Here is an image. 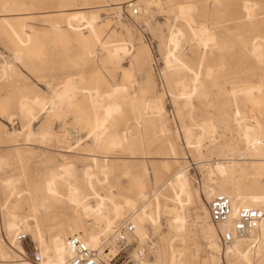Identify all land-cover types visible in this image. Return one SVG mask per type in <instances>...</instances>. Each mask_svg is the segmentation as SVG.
<instances>
[{
  "label": "rangeland",
  "instance_id": "374dc122",
  "mask_svg": "<svg viewBox=\"0 0 264 264\" xmlns=\"http://www.w3.org/2000/svg\"><path fill=\"white\" fill-rule=\"evenodd\" d=\"M76 12L95 14L93 32L85 19L69 27ZM206 30L205 43L198 34ZM68 85L72 96L55 98ZM37 95L42 104L33 103ZM217 162L228 166L229 185L253 179L252 192L264 194V0H0V247L7 253L0 264H39L30 250L41 251L40 235L50 241L90 230L116 249L119 264H170L172 247L182 251L181 264H264V248L251 252L241 240L245 261L209 218L217 244L210 246L201 207L217 194H209ZM67 164L72 177L59 176ZM179 171L192 195L183 230L172 231L171 215H161L122 252L116 229L127 220L135 226L140 205L154 208L155 192L162 202L171 196ZM54 176L51 195L45 183ZM69 188L97 192L103 214L74 205ZM127 197L136 204L115 217L112 208ZM13 216L19 229L9 231Z\"/></svg>",
  "mask_w": 264,
  "mask_h": 264
},
{
  "label": "bare ground",
  "instance_id": "6f19581e",
  "mask_svg": "<svg viewBox=\"0 0 264 264\" xmlns=\"http://www.w3.org/2000/svg\"><path fill=\"white\" fill-rule=\"evenodd\" d=\"M90 14H92V13H90ZM93 15H95V14H93ZM93 15L92 16H88L86 13L76 12V13H73L71 15H68V17L66 19H67V23H68L69 27H73V25H75L72 22L73 20H79V19L80 20H82V19L84 20L85 19L86 20V23L90 26V29L93 32L94 31V28H95L94 25H93L94 20H95V17ZM83 27H84V25H83ZM199 30H201V29L199 28ZM198 36L200 37L198 39H201L205 43L208 40L211 39L210 35L207 33V30L206 31H202L201 33L198 34ZM256 47H258V46L257 45H254V48H256ZM125 48H126V46H122L119 49L125 51ZM15 60H17V59H15ZM68 87L70 88L71 85H68L66 87V90H64V91L62 90L61 92L59 91V93L55 94L54 95V96H56L55 98H59V99L64 100V98L66 99V98H69L70 96H72V95L68 94V90H67ZM72 89H70V90L72 91ZM62 97H64V98H62ZM33 103H40V104H42L43 103V99L40 96L37 95V96L34 97V102ZM22 105L25 107V109L27 107L28 108V111L30 113L33 111L31 109L32 107L30 106V104L28 102H23ZM153 106H156V112L157 113H160L161 112L162 107L160 105L157 106L155 104ZM246 128H248V126ZM251 129L250 130H246V134L249 133L248 131H251ZM206 130H207V128H206ZM27 135L29 136V134H27ZM114 137H115L114 140H117V141L119 140V137H116V136H114ZM256 141H259V140H256ZM118 146H120V145H118ZM95 164H96L95 166H97L96 161H95ZM67 165H69V164H67ZM67 165H66V167H64V166L62 167L63 172H61L59 174V176H62L63 177L65 175H70L71 174L70 170L72 168H71L70 165H72V164H70L69 165L70 167L68 166V168H67ZM69 168H71V169L69 170ZM88 168H90V167H87V169ZM104 168L102 166H100V169L102 171H104L106 169V168L105 169ZM242 169H243V167H242ZM89 170H87V171H88V174H89V177H90L93 171L92 172H89ZM211 173L212 174L213 173H216L220 177L217 179L218 181H217V184H216L217 185L216 186V190H213L212 189L209 192L210 195H212L214 193H223V194H226V195H228V196H230L232 198L233 204L235 206H237V204H236V201L233 199L234 196H237V198L240 200L238 202L239 205H246V206H251V207H256V208H262L264 206V194L263 193H258V192H255V191L252 192V190H254V188H255L254 185H253V182H254L253 179H249L247 181L238 180L239 181V186L229 185L228 183L231 181V179L228 178L229 177V168H228V166L226 164L220 163V162H217L213 167L209 168V174L211 175ZM56 177L55 176L52 177V178L50 177V179H48L46 181V183H45V191L47 193L51 194V195H54V194H57L58 193L57 188H56V179H55ZM174 178H175L174 181H171L170 182V188H171V190L173 192V194L171 196L170 195L169 196L168 195H163V202H162L160 200L157 192H155L156 197H155V201H154V208H151L150 206L144 205V204L143 205H140V207H139L140 214L138 215V218H137V220L135 222V226L131 222V220H129L133 224V226H134V232H136V234L139 237H141L144 234L143 233V229L145 227H147L149 225V223H151L153 225L158 224V222L161 221V215H164V216L165 215H168V216L171 215L170 219H168L169 222H168L167 225L174 232H180V231H182L183 228H184V226H185V224H187V218H186V215L184 213V209H185V203L184 202L185 201H190L192 199V195H191V191H190V185H189V180H188V178L186 177V175L182 171H179V172L175 173V177ZM5 183H7V184L12 183L13 184V182L11 181V179H6V182ZM209 189H211V188H209ZM69 190L71 192V195H70L71 198H69L70 201L73 202L74 205H76V206H81L82 207V210H84L85 213H87V214L96 213V214H99V215H102L103 214V210L102 209L104 207V199H102L103 197H101L97 192L94 191L93 192V196H92L90 193H81V194H78V192L74 188H69ZM209 194H208V196H210ZM90 195L92 197L95 196V198H98L99 199V200H96L98 207L94 208L90 204V201H89L90 198H91ZM136 196H138V198L139 197H145V193L139 191ZM195 196L198 199V195H195ZM108 199H111V198H108ZM135 202H136L135 199H132V198L127 197L126 200L124 201V204L116 203L114 205V207L112 208V213L114 214L115 217H121L124 214V212H125V209L124 208L125 207H128V206H132L133 207V205L136 204ZM169 202H171V205L169 204ZM201 210H202V212H204V215H205V220L204 221H201V222H204L203 229L204 230L205 229H208V233H209V230H212L211 229L212 227H211V223L209 222V213H208V210H207V208L205 206H202L201 207ZM132 217H133V215H132ZM31 218H33V217H31ZM111 220H108V224H107L108 227L111 224ZM199 220H200V218H199ZM34 225H35V227L38 226L37 220H35ZM28 226H31V225L28 224ZM14 227H17V224H16L15 218L13 216V220L8 223V229H9V231L12 230V229H14ZM218 228H220V227H218ZM17 229H19V228L17 227ZM259 230L260 231H264V218L262 219V221L260 223ZM37 231L40 233V230L39 229ZM74 232H76V230H72V232H70V233H74ZM209 234H211V232ZM72 235H74V234H72ZM76 235H78V234H76ZM210 237H212L211 240H210L211 241L210 246H217V244L215 242V232L214 231H213V233L211 234ZM81 238H83L88 243V245L90 247L96 248V247H100V245H101V239H100L99 235H97L96 233L92 232L91 230L89 232H87V236L86 237H83L82 236ZM65 239H66L65 236H63L61 233H57L54 236H52V238L50 239V241L45 240L40 235V242H41V245H43V248H41V251L38 250L39 251V254H40V261L39 262L41 263V261H42L44 264H64L65 261H66V259H67V257H68V251H67V248H66V245H65V241H66ZM241 240H243V239H239V240L233 242L232 243L233 247L231 245V248L236 253H238V255L242 259H244L245 261L248 262L249 261L248 251H245V249L242 248V246H243L242 244L243 243H242ZM243 242H244V240H243ZM152 249L153 248H151V250ZM115 251H116V249L113 248V247L110 248V249L107 248V252L110 253V254L116 253ZM1 254H2L1 257L3 258V256L6 255L7 253H5V251H3L1 249V247H0V255ZM151 255H152V253H151ZM182 256H183L182 251L177 250L176 248L172 247L171 248L170 257H169V263L170 264H181L182 263ZM145 261L148 264L149 261L148 260H145ZM23 264H31V263H27V262L25 263L24 262ZM141 264H144V263H141Z\"/></svg>",
  "mask_w": 264,
  "mask_h": 264
},
{
  "label": "built area",
  "instance_id": "2783aa9c",
  "mask_svg": "<svg viewBox=\"0 0 264 264\" xmlns=\"http://www.w3.org/2000/svg\"><path fill=\"white\" fill-rule=\"evenodd\" d=\"M135 8L134 13L138 14ZM209 218L212 223L221 226L220 239L225 244H232L239 239L247 240V249L258 252L264 248V236L259 231V226L264 218V208L233 204L230 196L217 193L208 203ZM134 235V226L130 221H124L115 231L113 241L116 246L126 252L131 248V238ZM18 242L26 241L24 234L17 235ZM65 245L68 257L64 264H119L115 256L107 252L106 241L100 247H90L79 235H70L66 238ZM30 255L40 261L37 248L30 250ZM130 264H141L132 262Z\"/></svg>",
  "mask_w": 264,
  "mask_h": 264
}]
</instances>
